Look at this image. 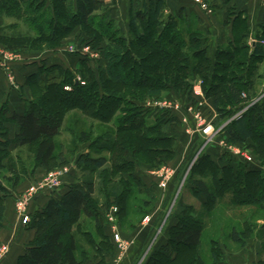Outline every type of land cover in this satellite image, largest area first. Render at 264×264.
<instances>
[{"label": "trees", "instance_id": "1", "mask_svg": "<svg viewBox=\"0 0 264 264\" xmlns=\"http://www.w3.org/2000/svg\"><path fill=\"white\" fill-rule=\"evenodd\" d=\"M68 1L54 0L53 10L56 14L54 13V16L44 14L41 17L42 11L46 10L45 2L42 0H30V2L0 0L1 13L8 12L16 15L20 20L29 17L27 22L38 31L34 38L23 36L22 33L1 35L0 40L3 41L6 49L15 53L32 51L36 45L45 43L57 46V41L64 38L66 33L69 34L76 25L74 24L76 18L90 36L91 45L101 47L102 40H109L108 46H105V51L103 50L105 60L104 65L99 69L101 70L99 74L93 71L90 73L88 64L81 60V65L87 69L84 71L91 74V78H86L88 82L86 86L77 83L71 69L60 64L49 68L43 66L37 74L30 77L28 84L31 85L35 96L37 91L42 94L45 108L32 98L27 101L25 113L22 115L17 113L9 115L6 107L0 109V174L7 171L8 173L3 174V178L6 179L7 174H10L14 182H18V179L26 174L25 168H20L21 162L9 152L11 145L18 148L36 147L37 166L50 170L57 151L56 138L61 134L66 110L80 108L88 115L102 119L103 123L115 120L117 135L110 132L89 144L90 149L107 152L110 161L106 157L94 160L84 155L79 163L88 176L83 181L71 185L60 198H50L47 205L36 212L33 220V228L36 230L35 239L20 257L18 264H84L79 262L76 256L78 244L74 236V227L86 216L94 220L97 228L102 231L104 225L101 221V213L96 212L97 207L100 206L99 198L94 196L96 191L102 193L105 206L109 205L113 198L120 204L124 194L132 193L134 185L142 184L141 179L136 178L141 166L137 160L129 156L133 150L134 153L136 151V156L140 150L142 151V147L138 144L155 142L152 139L147 141L145 135H155L158 140L155 143L163 147H168L171 143L172 138L162 135V130L166 124L179 122L178 118L176 117V121L175 118L171 120L163 115V118L156 119V123L148 124L149 119L142 114L145 108L136 100L128 98L130 93L126 92L130 91L131 87L146 86L147 88L148 79H153L149 72L154 71L156 65L162 61L154 56L155 49H160L165 56H168L170 63L165 66L162 80L149 81L154 84L148 93H145L146 96L159 95L163 90L170 88L169 83L179 91L189 89L194 77L200 78L211 85L208 88L210 92L208 96L213 100L219 116L229 118L233 112L241 111L248 101L257 98L259 89L264 88V74H262L264 32L256 35L254 38L256 44L250 46L247 43L250 34L248 22L241 15L236 16L233 13V16L229 17L228 24L231 26L233 39L225 49L217 51L213 62L207 56L206 48L203 47L205 39L199 30L192 28L190 24L187 34L183 33L181 25L186 20L181 13H184V9H181L178 15H171L167 20H163L161 18L165 6L163 1H151L149 4L143 2V8L130 14L129 36L126 37L120 35V32L109 35L108 30L102 28L99 30L96 24H93L94 14L104 6L103 0H77L75 11L72 9V4L67 5ZM35 16L39 18H34ZM57 18H62L69 27L65 25L66 27L59 28L60 31L57 32ZM46 25H48L47 28ZM111 25L110 22L108 28ZM143 27L147 30L146 34ZM137 48L139 50L135 52L134 49L137 50ZM127 55L129 59L126 60ZM143 56L148 60L145 71H135L136 68L131 67V64L140 68L143 65ZM151 58L152 60H149ZM149 61L153 63H148ZM177 69L179 72H176ZM55 71L59 76L55 80H49L51 73ZM42 77L45 78L44 81ZM66 86H70L71 91H66ZM122 87L129 89L123 90ZM121 90L124 91V95L120 96L118 93ZM59 97L64 98L62 106L56 104ZM70 97L71 99L66 100ZM223 103H227L225 105L228 107H224ZM8 124H14L20 128L14 139H10ZM131 131L141 135L133 137L129 135ZM258 132L264 139V101L234 119L225 129L230 141L239 143L255 141L259 146V155L264 158V141L257 139ZM78 137L79 144H85L91 139L87 132H83ZM131 145L136 147L131 148ZM164 149L150 150L149 155L161 154L162 151L168 156L171 151L168 148ZM109 162L110 167H106ZM204 165H207L210 170L214 168L220 174L214 176L216 185L214 190L216 189L218 193H215L216 190L211 192V188L203 179L191 183L192 192L196 196L206 198L205 206L209 205L211 198L215 201L217 196H223L224 191H230L233 193L236 205H252L261 210L264 208L263 173L258 170L234 172L232 167L228 166V162H224L222 168L218 169L217 165L211 162L210 153L203 154L195 166L198 168ZM202 171L197 170L194 175L202 176ZM94 173L100 177L99 183L96 182ZM114 177H118L117 182L113 181ZM2 181L1 176L0 227L6 212L3 202L8 194ZM191 210L192 207H188L182 212L181 219L173 227L170 240L153 254L154 261L163 259L169 264L184 263V260L181 261V254L170 253V246L194 250L201 245L203 226L189 213ZM253 230L254 228H247L243 233L234 230L232 239L243 243V237L250 235ZM215 245L218 246V244ZM218 255V252L213 255L214 261L211 264H227L220 260ZM198 264L206 263L198 258Z\"/></svg>", "mask_w": 264, "mask_h": 264}, {"label": "rangeland", "instance_id": "2", "mask_svg": "<svg viewBox=\"0 0 264 264\" xmlns=\"http://www.w3.org/2000/svg\"><path fill=\"white\" fill-rule=\"evenodd\" d=\"M42 1L45 2L46 10H43L40 16L44 14L54 16V13L56 14V11L53 10L54 0ZM151 1L159 0H103L104 6L94 14L93 24H96V28L99 30L101 28L108 30L109 35H112L113 32H120V35L127 37L129 36V21L131 18L129 15L143 8V2L149 4ZM160 1L165 4L161 15L163 20H167L173 14L178 15L181 9L185 10L184 13H181L186 20L181 25L183 33L187 34V28L190 24L192 28L199 30L205 39L203 47L206 48L207 56L211 58L213 56L211 52L215 45L222 42L218 34L226 27H223V19L221 18L226 16L224 25H229V17L233 16L231 8L227 9V5L222 0ZM69 4H72V9L75 11L77 0H69L67 5ZM24 9L26 10L25 7ZM28 18L16 20V18L10 16L7 20L0 22V27H3L0 28V33L7 26L15 24L18 27L16 33L34 38L37 36L38 31L34 29L35 27L31 23L27 22ZM34 18L38 19L39 17L35 16ZM57 22V32L65 25L69 27V24H65L66 22L62 18H57ZM110 22L112 25L108 28ZM74 24L76 25L71 32L66 33L64 38L57 41V46L45 43L36 45L32 51L15 53L6 49L3 41L0 40V57L3 59L4 64L8 65L4 66L7 72L8 84L14 89H21L17 80L22 82L24 76L20 78L21 75L15 65L27 67V63L33 62L32 65L49 67L50 63L58 62L63 64L65 68L72 70L77 83L86 86L88 84L86 78H91L90 73L93 71L99 74L101 71L99 69L104 65V51L105 46L109 44V40L104 39L101 42V47H99L100 45L94 47L90 44V36L81 26L78 18L75 19ZM216 30L219 32H217L218 34L215 33ZM143 31L145 34L147 33L144 27ZM252 43L256 44V40L254 39ZM138 50L139 48L134 49L135 52ZM154 54L162 61L156 65L154 71L149 72L153 79H148L147 88L146 86L141 88L131 87L130 91H126L130 93L128 98L136 100L140 106L142 105L145 108L142 114L149 119L148 124L156 123V119L163 118V115L168 116L167 118L171 120L175 118L177 121L178 118L179 122L173 123L171 121V124L164 125L162 135L172 138L168 147L155 143L158 141L155 135L146 134L147 141L152 139L155 142L148 141L150 143L145 145L138 144L139 147H142V151L140 150L137 156L134 150L130 153L129 157L137 160L141 166L139 168L143 169L140 173L138 170L137 176L145 184L144 186L134 185L132 193L124 194L120 204L117 199L113 198L106 206L104 205L105 200L102 193L99 190V193L96 191L94 196L100 200V206L97 207L96 212L101 213V221L105 227L103 226L102 231L99 230L95 221L88 219L86 216L75 225L74 236L78 244L76 251L78 261L84 264H124L128 256H131L134 258L133 264H169L163 259L154 261L152 256L160 250L165 242L170 240L171 235H173V227L181 219L182 212L186 208L192 207L189 213L199 220L203 226L202 242L194 250L170 246V253L174 255L181 254V261L184 260V263L179 262L178 264H198V258L206 264H211L214 261L213 255L217 252L220 260L227 264L230 261L233 264L237 262L245 264V262H251L252 246L256 241L260 243V254L263 257L257 264H264L262 263L264 262V208L261 210L252 205L238 206L234 201L233 193L230 191H224L223 196H217L215 201H212L211 198L209 205L205 206L202 203L206 201V198L196 196L190 188L191 183H194L195 180L203 179L211 188V192L216 190H214L216 186L214 176L220 174L214 168L210 170L207 165L198 168L195 166L203 154L208 152H211V162H214L218 169L222 168L224 162H228V166L232 167L234 172L258 170L264 175V158L259 155V146L256 145L255 141H248L247 143L233 142L225 133L226 127L234 119L264 101V88L259 89L260 92L257 98L248 101L241 111L233 112L229 118L228 116H219L213 100L208 96V88L211 85L200 78L194 77L195 79L192 80L189 89L179 91L173 84L169 83L170 88L163 90L159 95L146 96L145 93H148L154 82L162 80L165 66L170 63L168 56H165L160 49H155ZM142 58L143 65L140 68L131 64V67L136 68L135 71H145L148 60L144 56ZM127 59H129L128 55L126 56ZM81 60L88 64L90 73L84 71L86 68L81 65ZM149 60H152V58ZM148 63L153 62L149 61ZM176 72H179V70L177 69ZM262 74H264V65L262 66ZM149 81L154 82L149 83ZM25 88L29 98L37 100L45 108L42 102V94L37 91L35 96L30 84L26 85ZM70 89L72 88L70 87ZM122 89L129 88L122 87ZM19 90L18 94L20 95ZM123 90L118 95H124ZM69 99L71 97L66 100ZM62 102H64V98L59 97L56 104L62 106ZM225 104L227 103H223L224 107L227 106ZM9 125L13 128L11 131L9 130V136H12V132L18 126ZM207 127H211V130H213L210 137H207L204 133ZM83 132L90 134L91 139L85 144H79L80 142H77V140L80 141L78 136ZM110 132L114 133L115 136L117 135L115 120L103 123L102 119L88 115L80 108L66 110L61 134L56 138L57 151L50 170L37 166L35 161L36 147L18 148L14 145L9 147V152L16 160L21 162L20 168H25L26 174L20 177L18 182L12 181L11 178L13 177L10 174H7L6 179H4L3 174L7 171L0 174L3 179L2 184L8 193L3 202L6 212L0 227V248L4 250L2 252H5L0 263L4 258H8L10 253H13L11 242L18 239L20 228L28 234H32L35 230L33 228L34 215L43 209H36L35 205L42 194L50 192L51 198H60L68 191L67 185L69 182H81L88 176L87 172L83 176L81 173L82 166L79 163L84 155H88L94 160L106 157L110 161L107 152L95 151L94 148L90 149L91 145H89ZM129 135L135 137V135L141 134L131 131ZM262 138V135L258 132L257 139L264 141ZM132 147L134 146L131 145ZM162 148L163 150L168 148L171 153L166 156V152L161 151V154L149 155L150 150H161ZM106 167H110V162ZM197 170H203V175H194ZM58 176L63 178V183L60 188L52 190L50 186L54 184L53 181ZM94 176L96 182L99 183L101 179L98 174L94 173ZM103 177L105 178L104 173ZM117 179L118 177H114L113 181L117 182ZM156 182L159 185L160 182L165 183L166 186L162 188L159 186L160 193L153 195L150 193L149 187L153 188ZM215 193H218V191L216 190ZM26 215L30 217L28 223H24ZM247 228H254V230L250 235L243 237V243L235 242L232 239L234 230L243 233ZM116 234L119 235L118 241L115 239ZM215 244H218V246Z\"/></svg>", "mask_w": 264, "mask_h": 264}, {"label": "crops", "instance_id": "3", "mask_svg": "<svg viewBox=\"0 0 264 264\" xmlns=\"http://www.w3.org/2000/svg\"><path fill=\"white\" fill-rule=\"evenodd\" d=\"M27 1L28 0H24V2H27ZM222 1L224 2V4L227 5V9L231 8V12L235 13L236 16L241 15L244 19L247 20L248 22L247 24L249 26V32H250L249 37L247 39V43L250 46H253L254 44L252 43V41L254 40L255 36L264 32V0H222ZM10 16L16 18V20H19L18 17H16V15H12L8 12H2V13L0 12V22H2L3 20H7V18H9ZM221 19H223L222 20L223 27L224 26L226 27H224V29L222 30L220 34H218L219 32L217 30L215 31V33L218 32L217 33L218 37L219 38L221 37L220 39L222 40V42H218L211 52V54H213V56L211 57L213 62L215 61V55L217 51L220 49H225L229 45L231 40L233 39V34L231 32V26L224 25L226 22V16L222 17ZM0 28L2 29L3 27H0ZM17 29L18 27L15 24H11L10 26H7V28H4V30H2V33H0V36L3 34L17 35L18 34V32L16 33ZM32 64L33 62L27 63V67L24 65L22 66L15 65V67L18 70V73L21 75L20 78H23V76L24 78L22 82H19V80H17V83H20L21 89L20 90L19 88L14 89L8 84L7 72L4 69L5 68L4 66L6 64H4L3 59L0 57V109L3 107H6L9 110V115L10 114L12 115L14 113H17L20 115L24 114L26 110L27 101L31 100V98H29V94H27V90L25 87L26 85H28V81L30 77L37 74L40 71V68L44 66V65L37 66V65H32ZM57 64L59 63L58 62L50 63L49 67L57 65ZM60 65L63 66V64L61 63ZM58 76H59L58 72L55 71L51 73L49 80H55ZM42 78L44 81L45 78L44 77ZM18 79H19V76H18ZM18 90L20 92V95L18 94ZM7 128L10 131L13 129L9 124L7 125ZM19 131H20V128L16 127L15 131L12 132L13 134L12 136H10V138L14 139V137L16 136V134L19 133ZM208 153L211 154V152H208ZM81 170H82L81 173L84 176L85 172L83 171V169ZM140 171H143V169L140 168L139 173ZM137 175H136V178H138ZM74 183L75 182L72 183V181L69 182L67 187L69 188ZM141 183L142 184L139 183L137 186L141 187L142 185L143 186L145 185L143 182ZM149 189H150V193H152L153 195L160 193L158 182H156L155 185H153V188L149 187ZM139 191L141 192L140 188H139ZM50 194H51L50 192H47V194H42V196L37 200L35 208L36 209L44 208L52 196ZM202 204L204 205V203ZM35 208L34 210H36ZM34 235H36L35 230L32 232V234H28L25 231H22V229L20 228V234H19L18 239H16V241L14 242H11V246L13 247V250H12L13 253H10L8 258L6 259L4 258V260L0 264H18V260L20 259L21 256L24 255L28 245H30L34 241ZM260 250H261L260 243L256 241V243L252 246L253 255H252L251 262H248V263L245 262V264H257L259 261H261L263 257L260 254ZM133 263H134V258L131 256H128V258L124 262V264H133ZM228 264H233V263L230 261V263ZM235 264H242V263L237 262Z\"/></svg>", "mask_w": 264, "mask_h": 264}, {"label": "built area", "instance_id": "4", "mask_svg": "<svg viewBox=\"0 0 264 264\" xmlns=\"http://www.w3.org/2000/svg\"><path fill=\"white\" fill-rule=\"evenodd\" d=\"M255 44V43H254ZM66 90H71L70 87H66ZM204 133L206 134L207 137H210L211 134L213 133V130H211V127H207L205 128L204 130ZM249 161L250 159L247 158ZM54 184H52V186H50V188H52V190H55V189H58L61 187L62 183H63V178H61L60 176L56 177L53 181ZM161 188L162 187H165L166 184L165 183H162L160 182V185H159ZM30 220V217L29 216H25L24 218V223H28V221ZM115 239L118 241L119 240V235H115ZM4 251L3 249L0 248V261L3 259L4 255H5V252H2Z\"/></svg>", "mask_w": 264, "mask_h": 264}]
</instances>
